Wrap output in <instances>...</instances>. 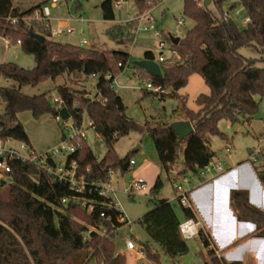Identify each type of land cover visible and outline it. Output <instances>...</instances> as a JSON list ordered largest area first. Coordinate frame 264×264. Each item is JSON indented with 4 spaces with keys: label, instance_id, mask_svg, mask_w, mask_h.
<instances>
[{
    "label": "trees",
    "instance_id": "trees-1",
    "mask_svg": "<svg viewBox=\"0 0 264 264\" xmlns=\"http://www.w3.org/2000/svg\"><path fill=\"white\" fill-rule=\"evenodd\" d=\"M49 1L41 0L22 11L14 6V0H0V35L11 44H18L20 40L21 50L35 60L32 69L14 62L0 64V77L12 79L18 86H0V97L5 104V110L0 114V141L17 140L32 147L19 113L29 111L36 119L46 114L58 118L57 111L66 107L76 128L83 125L84 115L89 118V126L104 140L107 150L99 159L83 139L77 150L68 156L67 168L72 160L76 161L75 178L84 183L81 191L34 161L13 159L9 162L11 171L0 182V264H87L91 260L98 264H126L125 254L117 253L114 237L127 220L113 197L102 194L101 190L109 182L110 172L131 168L130 158L119 157L114 147L120 138L137 129L138 124L126 114L123 99L114 88L113 65L103 51L55 41L50 38L49 24L27 21ZM117 1L102 2L104 20L115 19ZM225 1L212 0V4L204 6L203 1L184 0L183 14L193 20L194 25L176 45L169 36L166 37L181 59L159 61L161 77H154L133 65L137 70L135 74L141 78L164 90L171 89L167 94L146 91V95L177 96L193 74L201 75L210 88L209 94L202 93L197 97V111L187 106L186 97L180 98V117L191 121L194 127V132L184 141L179 140L171 123L147 126L159 162L167 173L179 163L182 151L183 168L178 170L175 179L189 177L188 174L199 175L216 156L210 147V137L227 138L219 130V122L222 119L231 123L250 122L259 110L255 96L264 97V58L263 66H258L255 59L246 58L239 52L243 47L254 46L264 53V0H240L250 19L244 28L231 15L223 18L225 12L230 14L223 10ZM134 2L142 13L158 1ZM213 4L215 10L211 8ZM10 17L17 18V23L12 25ZM138 26V20L133 19L113 26L108 34L133 40ZM31 32L43 34L44 41L32 36ZM112 58L123 70L129 63L130 54L115 50ZM144 58L155 60L156 56L148 50ZM65 74L73 84L82 83L91 76L97 78L96 93L92 96L86 89L58 85V101L52 103L46 93L30 96L21 91L24 86H37ZM67 137L68 131H63L62 140ZM253 163L264 184V149ZM50 164L55 163L50 161ZM162 185L158 177L151 194H157ZM231 205L238 220L254 223L256 236L264 237V211L250 203L246 190H233ZM181 212L183 217L169 199L160 198L138 219L161 249V252L155 251L148 242L143 244V253L152 264H162V254L175 260L189 251L179 225L187 218L198 220V217L190 207L181 205ZM198 237L208 255L205 264H245L227 262L219 256L211 234L203 226Z\"/></svg>",
    "mask_w": 264,
    "mask_h": 264
},
{
    "label": "rangeland",
    "instance_id": "rangeland-1",
    "mask_svg": "<svg viewBox=\"0 0 264 264\" xmlns=\"http://www.w3.org/2000/svg\"><path fill=\"white\" fill-rule=\"evenodd\" d=\"M41 0H14V6L20 10H26L36 5ZM104 0H73L68 4L51 8L50 25L56 27L58 20L70 19V27L75 29L74 34L61 35L52 38L62 43H72L80 45L82 38L89 41L84 47H92L103 51L111 61L114 68L115 91L122 97L126 106V114L133 118L138 124V128L132 130L128 135L123 136L115 144V152L119 157L128 156L136 163L128 170L117 169L112 171L110 195L113 197L118 207L124 213L127 223L123 224L117 231L114 242L117 253H124L126 264H151L150 260L141 251L143 244L148 242L155 251L161 252L160 246L154 242L145 227L138 222V219L154 206V201L160 198H169L173 206L180 214L181 204L178 200V191L175 189L174 182L177 181L185 189L202 185L205 182L199 179L198 175H189L190 183H184L180 179H175L178 170L183 168L182 151L179 154V163L174 166L172 172L167 173L159 162L158 153L147 126L160 127L162 122L172 123L180 116V98L186 97L187 106L192 110H199L196 102L200 94H209L210 88L199 74L190 76L188 84L178 91L177 96H165L145 94L154 92L147 88L148 81L141 78L136 73V68L130 64L131 61L143 59L145 51H152L155 56L159 53V43L164 41L168 47L166 37L183 38L186 32L194 25V21L186 18L183 14L184 0H157V4L145 12L140 13L134 0H124L119 7L114 6L115 19L104 21L102 18L101 4ZM234 4V8H231ZM211 8L215 10L214 4ZM231 8V10H230ZM223 10L229 11L231 17L241 27H246L244 20L247 14L240 0H226ZM239 14H236V11ZM148 13L154 19L156 30L149 29V23L139 21L138 30L135 32L133 40L125 38H114L108 34L109 28L136 19L138 15ZM183 23L180 24L179 20ZM28 22H43L38 19L36 12ZM157 31L159 34H157ZM81 32H84L82 34ZM115 50L126 51L130 54L129 63L123 70L119 69L118 64L112 58ZM240 54L246 58L255 59L258 66H263L262 58L264 53L254 46L243 47L239 50ZM6 62H14L26 69L35 66L34 57L24 53L19 45L11 46L7 52ZM73 86L76 89L87 90L90 94L96 93L97 78L89 77L82 83H72L69 81L68 74L58 77L56 80H46L37 86H24L21 91L30 96L46 93L53 103L58 96L56 87L58 85ZM0 86L18 87L12 79L0 77ZM170 88L165 90L169 93ZM259 103V110L250 122L240 121L231 123L227 119L219 122V130L226 135H213L210 137V147L216 153L213 163L221 164L223 169L234 167L237 163L250 162L251 151L258 155L264 149V97L255 96ZM5 110V104L0 97V114ZM19 120L29 134L31 146L38 153L43 155L48 150H62L66 145L62 140L63 131H68L73 123L72 119L62 121L51 114H46L39 119L32 116L31 112L19 113ZM89 118L84 115L83 126L86 128L85 140L94 154L100 159L104 157L107 147L104 140L96 133L95 129L89 126ZM69 132V131H68ZM21 142L10 140L8 145L20 149ZM231 147L227 151V147ZM59 154L57 161L63 162L67 156L66 150ZM259 164V161L257 162ZM216 173L211 170L205 175L204 179H210ZM157 177L162 181V187L157 194H151V188L155 184ZM143 178L148 186L147 191L133 193L129 187L134 179ZM2 177L0 178V180ZM154 193V192H153ZM198 210V209H197ZM200 211H198V215ZM202 225V224H201ZM127 239H131L135 246V251L127 249ZM189 251L173 260L162 254V264H205L208 260L206 249L199 237L187 239ZM218 254V253H217ZM87 264H98L96 260L88 261Z\"/></svg>",
    "mask_w": 264,
    "mask_h": 264
},
{
    "label": "crops",
    "instance_id": "crops-1",
    "mask_svg": "<svg viewBox=\"0 0 264 264\" xmlns=\"http://www.w3.org/2000/svg\"><path fill=\"white\" fill-rule=\"evenodd\" d=\"M247 19L248 17L244 20L245 23ZM68 24L70 25L69 22ZM14 45L19 44H11L0 35V64L6 62L7 52ZM181 119L183 118L179 116L176 120ZM192 189L193 209L202 226L211 234L218 255L227 262L264 264V237L256 236L254 223L238 220L231 205V192L246 190L250 203L264 211V184L260 181L254 164L248 161L237 163L217 175L213 181L197 184ZM180 216L183 217L181 210Z\"/></svg>",
    "mask_w": 264,
    "mask_h": 264
},
{
    "label": "built area",
    "instance_id": "built-area-1",
    "mask_svg": "<svg viewBox=\"0 0 264 264\" xmlns=\"http://www.w3.org/2000/svg\"><path fill=\"white\" fill-rule=\"evenodd\" d=\"M68 1H73V0H50L48 3L44 4L40 9L36 11L37 18L42 20L46 24L50 25L49 21L51 17V8L68 4ZM123 1L124 0H118L115 3V6L119 7ZM199 2L201 3L202 0H199ZM235 13L238 14L239 11L237 10ZM229 16L230 14L225 12L223 15V18L227 19ZM136 19L138 20V22L146 21L147 23H149L150 30H156L155 25H154V19L150 14L148 13L140 14L138 15ZM69 20L70 19L58 20V23L56 27L54 28L50 25L51 27L50 38L52 39L54 37L61 36V35L74 34L75 29L70 27V25L68 24ZM9 21L12 25H14L17 23L18 19L10 17ZM249 21L250 19L248 18L246 20V23H248ZM179 23L182 24L183 20L180 19ZM81 33L84 34V32H81ZM157 34H159L158 31H157ZM168 36L170 37L171 35H168ZM17 43L19 44L20 40H18ZM88 43H89L88 40L85 38H82L80 41V45H86ZM158 49H159V53L155 59L157 62L164 61L167 59H175V60L181 59V56L179 55V53L171 49L170 43H168V47H166V43L164 41H161L159 43ZM120 65L121 64H118V66ZM110 77L111 76L109 75L108 78ZM147 88L157 93L165 92V90L160 85H155L154 83L150 81L147 84ZM54 101H58V99L54 98ZM76 107H78V104H76ZM89 125H91V122L89 123ZM68 131H69L68 137L66 138V140H63L66 146L62 150H59V151L53 150V149L48 150L43 155H38V153L34 150V148L30 147L26 143L21 142L20 149H17L15 147L8 145L10 140H8L7 142L0 141V178L2 177L0 182L5 180L7 177V173L11 171L9 162L13 159H19L22 161H34L38 163L41 167L45 168L47 171L52 173L53 175L57 176L59 179L69 181L73 188H76L79 191L83 190V187H84L83 181H77L75 178L76 161L72 160L70 162V168H67V162H68V156L74 153L77 150V148L80 146L81 141L85 139L86 128H84L83 125L80 128H76L74 127L72 123ZM74 139L76 140V142L73 141ZM230 149H231L230 146L227 147L228 152L230 151ZM63 150H66L68 154L63 162L58 163L57 158L59 154L63 153L62 152ZM260 153H261V150L258 152V155L255 156V153L253 152L250 159L252 160L254 158L253 161L257 160ZM50 161H54L55 164L51 165ZM134 164H135V161L130 160L131 167ZM211 170H214L216 174L212 176L210 179H204L205 175ZM224 171L225 170L223 169L221 164L216 165L212 161L206 167L200 170L198 178L203 179V181H211L217 175L221 174ZM112 175H113L112 172H110V180L107 184L103 186L101 190L102 194H110V192L112 191V188H110ZM180 180H182L184 183H190L188 176L183 177ZM174 185H175V189L179 193L177 198L180 204L185 207L193 208V204L191 202V194H190L191 189L189 188L185 189L183 185L177 181L174 182ZM147 189H148L147 183L143 178L134 179L129 187V191L133 193L147 191ZM123 219L124 217H121V220ZM201 226L202 225L199 220H195L194 218H187L180 223L179 229H180L182 236L187 240V239L198 237ZM126 245H127L128 250L135 251V246L131 239H127ZM121 254H124V253H121Z\"/></svg>",
    "mask_w": 264,
    "mask_h": 264
},
{
    "label": "water",
    "instance_id": "water-1",
    "mask_svg": "<svg viewBox=\"0 0 264 264\" xmlns=\"http://www.w3.org/2000/svg\"><path fill=\"white\" fill-rule=\"evenodd\" d=\"M204 6H209L212 4V0H202ZM31 35L34 36L35 38L39 39L40 41H44L45 36L40 33H35L31 32ZM170 39L173 44H178L180 41V37H174L170 36ZM131 64L137 67H140L144 69L147 73L154 77H161L162 76V69L156 60H150V59H140V60H135L131 61ZM57 117L61 119L62 121H67L68 119L71 118L70 112L66 107H62L59 109L56 113ZM171 127H173L178 135V138L180 141H184L186 138H188L193 132H194V127L189 120H176L171 123ZM127 167V164H126Z\"/></svg>",
    "mask_w": 264,
    "mask_h": 264
}]
</instances>
